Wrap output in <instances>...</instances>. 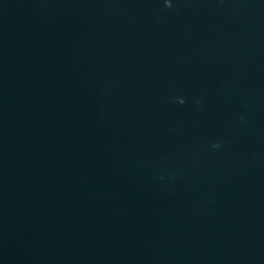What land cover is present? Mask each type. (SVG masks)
<instances>
[{
  "label": "water",
  "instance_id": "obj_1",
  "mask_svg": "<svg viewBox=\"0 0 264 264\" xmlns=\"http://www.w3.org/2000/svg\"><path fill=\"white\" fill-rule=\"evenodd\" d=\"M0 197L85 264H264V0H0Z\"/></svg>",
  "mask_w": 264,
  "mask_h": 264
}]
</instances>
